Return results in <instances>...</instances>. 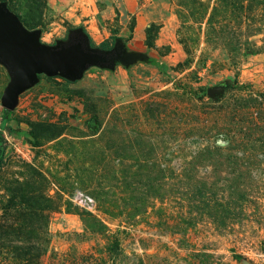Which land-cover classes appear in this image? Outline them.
<instances>
[{"label":"rangeland","instance_id":"rangeland-1","mask_svg":"<svg viewBox=\"0 0 264 264\" xmlns=\"http://www.w3.org/2000/svg\"><path fill=\"white\" fill-rule=\"evenodd\" d=\"M120 1L0 0L48 47L108 5L136 55L19 96L0 264H264V0Z\"/></svg>","mask_w":264,"mask_h":264},{"label":"water","instance_id":"water-1","mask_svg":"<svg viewBox=\"0 0 264 264\" xmlns=\"http://www.w3.org/2000/svg\"><path fill=\"white\" fill-rule=\"evenodd\" d=\"M39 37L38 30H27L18 16L0 3V63L10 74L2 92L4 117L15 109L19 96L37 83L39 75H59L74 81L90 67L113 68L115 62L128 65L136 56L119 43L111 50L91 47L81 28L55 47L41 44ZM214 93V89L208 91L211 97Z\"/></svg>","mask_w":264,"mask_h":264},{"label":"crops","instance_id":"crops-1","mask_svg":"<svg viewBox=\"0 0 264 264\" xmlns=\"http://www.w3.org/2000/svg\"><path fill=\"white\" fill-rule=\"evenodd\" d=\"M120 0H117V2ZM124 2H122V0L120 1V6H122L123 9H125L128 13L132 14V15H136L137 18V27L140 29V31H142L144 28L147 27L148 23H149V13H150V7L147 4H139L138 2H136V0H124ZM92 15H89L88 18L82 22V30L86 31L84 33H86V35L93 40V42L96 45H99L103 42L106 41H110V37L113 34H116V36H122L125 35L123 33L120 32H116L114 31L111 27H109L108 24L106 22L107 20H112V17L115 15L113 13H115V10L110 8L108 5L105 6V9L102 11L96 10L92 11ZM121 13V12H120ZM124 15L123 13H121V16ZM123 18V17H121ZM121 23H123V21H121ZM124 32V31H122ZM140 32H138L139 34ZM97 48V47H95Z\"/></svg>","mask_w":264,"mask_h":264},{"label":"built area","instance_id":"built-area-1","mask_svg":"<svg viewBox=\"0 0 264 264\" xmlns=\"http://www.w3.org/2000/svg\"><path fill=\"white\" fill-rule=\"evenodd\" d=\"M3 119H4V107L2 104V93H0V134H2V137H3V146L5 148L12 146L16 153H19L25 156L24 152L22 151L21 146L13 138V135L10 134L7 130H3L2 128Z\"/></svg>","mask_w":264,"mask_h":264},{"label":"trees","instance_id":"trees-1","mask_svg":"<svg viewBox=\"0 0 264 264\" xmlns=\"http://www.w3.org/2000/svg\"><path fill=\"white\" fill-rule=\"evenodd\" d=\"M84 32H86L84 30ZM88 39H89V43L91 45V47L95 48V47H99L101 49H104V50H108L110 47L108 43V41L106 42H103L99 45H96L93 40L89 37L88 35ZM11 116L9 115L8 117H4L3 119V123H2V128L3 130H7L10 134H12V131H11V128L9 127V122H10V118ZM4 154H5V147L3 146V137H2V134H0V167L2 165V162H3V157H4Z\"/></svg>","mask_w":264,"mask_h":264}]
</instances>
